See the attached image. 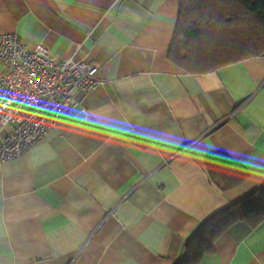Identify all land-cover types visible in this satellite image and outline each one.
<instances>
[{
    "label": "crops",
    "instance_id": "crops-1",
    "mask_svg": "<svg viewBox=\"0 0 264 264\" xmlns=\"http://www.w3.org/2000/svg\"><path fill=\"white\" fill-rule=\"evenodd\" d=\"M179 12V0H0V34L99 68L42 141L0 161V264H177L205 221L263 188L264 56L183 71L168 57ZM220 152L248 172L227 191L206 170ZM200 264H264V222L234 224Z\"/></svg>",
    "mask_w": 264,
    "mask_h": 264
},
{
    "label": "trees",
    "instance_id": "trees-1",
    "mask_svg": "<svg viewBox=\"0 0 264 264\" xmlns=\"http://www.w3.org/2000/svg\"><path fill=\"white\" fill-rule=\"evenodd\" d=\"M180 12L169 60L190 74L264 56V0H179ZM206 170L222 191L248 178L244 167L225 153L210 154ZM238 222L255 228L264 222V186L205 221L185 244L177 264H200Z\"/></svg>",
    "mask_w": 264,
    "mask_h": 264
},
{
    "label": "built area",
    "instance_id": "built-area-1",
    "mask_svg": "<svg viewBox=\"0 0 264 264\" xmlns=\"http://www.w3.org/2000/svg\"><path fill=\"white\" fill-rule=\"evenodd\" d=\"M0 125L12 126L0 142V161L18 159L78 105L76 93L99 84V68L86 60L56 61L42 44L29 48L16 34H0ZM86 115V111L82 110Z\"/></svg>",
    "mask_w": 264,
    "mask_h": 264
}]
</instances>
